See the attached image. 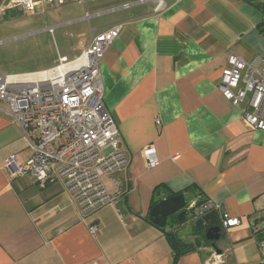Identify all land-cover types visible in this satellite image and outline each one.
Returning <instances> with one entry per match:
<instances>
[{
  "label": "crops",
  "instance_id": "obj_1",
  "mask_svg": "<svg viewBox=\"0 0 264 264\" xmlns=\"http://www.w3.org/2000/svg\"><path fill=\"white\" fill-rule=\"evenodd\" d=\"M140 1L68 3L31 14L9 9L1 18L8 24L0 45L31 41L27 52L43 59L30 69L0 63L12 71L7 76L49 71L59 56L70 59L56 46L59 30L71 29L74 59L92 34L124 24L101 74L128 165L114 174L121 186L115 203L86 215L62 183L40 189L29 174L12 176L7 160L25 165L32 152L21 129L0 114V264H207L216 250L186 225L189 208L207 199L242 221L217 242L226 264H264V131L248 124L246 104L234 106L218 88L230 56L264 66V0H165L160 13ZM19 14L39 19L23 22ZM149 145L160 161L155 169L143 157ZM176 194L185 196L186 223L163 230L150 221L151 207ZM169 233L190 251L176 259Z\"/></svg>",
  "mask_w": 264,
  "mask_h": 264
},
{
  "label": "built area",
  "instance_id": "obj_2",
  "mask_svg": "<svg viewBox=\"0 0 264 264\" xmlns=\"http://www.w3.org/2000/svg\"><path fill=\"white\" fill-rule=\"evenodd\" d=\"M98 0H0V20L9 9L26 14L47 7H62L76 3L87 8ZM151 2L154 12L160 13L165 0ZM125 5L124 8H130ZM89 19V15L85 17ZM123 23L90 37L80 45V54L73 60L59 56L55 68L31 75L7 76L0 69V114L22 131L23 139L32 152L25 165L14 156L6 168L12 176L30 175L40 189L62 183L72 194L80 212L90 215L115 203L120 182L114 174L128 165L127 156L120 151L118 126L104 104L102 59L113 42L119 38ZM54 33V28L48 29ZM262 60L247 62L230 56L228 68L222 73L219 91L234 106L246 104L244 118L254 129L264 131V66ZM159 123V121H157ZM148 169L160 164L153 145L143 150ZM112 182L115 191L107 186ZM197 220L216 212L224 232L242 224L232 217L222 204L207 199L188 210ZM99 226L91 227L96 236ZM264 249V246H263ZM226 254L212 251L207 264H226ZM99 264V263H92Z\"/></svg>",
  "mask_w": 264,
  "mask_h": 264
},
{
  "label": "water",
  "instance_id": "obj_3",
  "mask_svg": "<svg viewBox=\"0 0 264 264\" xmlns=\"http://www.w3.org/2000/svg\"><path fill=\"white\" fill-rule=\"evenodd\" d=\"M187 202L184 195H177L169 197L160 201L151 210L149 219L150 221L164 229L168 225V219L176 216L179 223H186L188 212ZM191 222H187L186 225H193L194 234H204V238L209 242L217 253H220L218 249L217 242L224 237V230L219 223V216L216 212H211L205 216L194 220L190 218ZM214 224L213 226L207 228L208 225Z\"/></svg>",
  "mask_w": 264,
  "mask_h": 264
},
{
  "label": "rangeland",
  "instance_id": "obj_4",
  "mask_svg": "<svg viewBox=\"0 0 264 264\" xmlns=\"http://www.w3.org/2000/svg\"><path fill=\"white\" fill-rule=\"evenodd\" d=\"M19 18L22 19L23 22H31L34 23V21L36 19H39L38 17H27L24 16L22 14H19ZM8 24V21H4V24L0 25V30H4L5 27ZM42 27H37L35 30H40ZM71 29H62L59 30L55 33L54 39H55V43L56 46H58L61 54H67L68 56H70V60L72 56L76 53H73L72 51H70V47H71V42H70V38H69V33H70ZM67 33V35H66ZM34 37V36H32ZM34 44L30 41V42H23L20 44H14L13 42H6L2 45H0V63H4L7 67H13L16 66V68H18V66H21L23 68H32L33 65H37L42 63L43 59H35V54L32 52V54H29L27 51L32 50L34 48ZM56 49V48H55ZM56 51V50H55ZM34 54V62L31 58V55ZM80 54V53H79ZM54 53H52L51 56H53ZM76 56V55H75ZM19 59V60H17ZM18 61L16 63L12 64V61ZM11 70V69H10ZM18 70V69H15ZM3 74L4 75H8V72H12V71H7L3 69ZM172 223L174 225H176L172 219H169L168 221V226L172 227ZM177 227L179 225H176ZM175 226V227H176ZM176 227V228H177ZM188 231V228H184L182 229V233H186ZM221 245V243H220Z\"/></svg>",
  "mask_w": 264,
  "mask_h": 264
},
{
  "label": "trees",
  "instance_id": "obj_5",
  "mask_svg": "<svg viewBox=\"0 0 264 264\" xmlns=\"http://www.w3.org/2000/svg\"><path fill=\"white\" fill-rule=\"evenodd\" d=\"M162 188H163V186H162V187H158V188L155 190V192L158 193L159 189H162ZM177 195H181V194H176L175 196H177ZM159 202H160V201H159ZM159 202H153V205H152L151 209H153V208L155 207V205L158 204ZM171 218H173L175 224H179V222H178L176 216H173V217H171ZM169 219H170V218H169ZM169 219H168V220H169ZM180 224L183 225L184 223H180ZM163 230H164V229H163ZM168 239H169V241H170V243H171V245H172V247H173V249H174V251H175V254H176L175 257H176V259H178L180 256H182V255L188 253V251H190V249H191L190 246L185 245L183 241L179 240V239L176 237L175 234L169 233V234H168ZM206 243H207V244H210V243L207 242V241H206Z\"/></svg>",
  "mask_w": 264,
  "mask_h": 264
}]
</instances>
